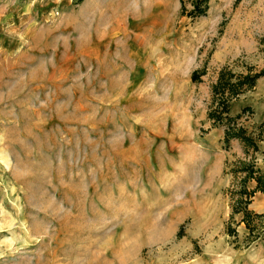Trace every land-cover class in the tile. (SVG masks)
Here are the masks:
<instances>
[{
	"label": "rangeland",
	"instance_id": "obj_1",
	"mask_svg": "<svg viewBox=\"0 0 264 264\" xmlns=\"http://www.w3.org/2000/svg\"><path fill=\"white\" fill-rule=\"evenodd\" d=\"M262 71L264 0H0V264H264Z\"/></svg>",
	"mask_w": 264,
	"mask_h": 264
},
{
	"label": "trees",
	"instance_id": "obj_2",
	"mask_svg": "<svg viewBox=\"0 0 264 264\" xmlns=\"http://www.w3.org/2000/svg\"><path fill=\"white\" fill-rule=\"evenodd\" d=\"M82 0H74L75 4L80 3ZM198 4V3H197ZM195 13H198L200 11V8L197 7V5H195L194 8ZM203 11H201L202 13ZM200 13V12H199ZM264 71L260 72L258 75L255 76H245L242 79L237 80L235 83H231L230 80L226 79L225 74H221L220 75V82L217 83V85L213 88L215 91H219V90H224L225 88H227L232 94H237L239 93L241 87L243 85H247L248 87H252L254 85L255 79L258 78L260 75H263ZM227 110V106L225 104H223V111ZM227 137H229V135L236 137V138H240L243 134V131H237L236 133H227L225 134ZM246 142H250L249 138H245Z\"/></svg>",
	"mask_w": 264,
	"mask_h": 264
},
{
	"label": "crops",
	"instance_id": "obj_3",
	"mask_svg": "<svg viewBox=\"0 0 264 264\" xmlns=\"http://www.w3.org/2000/svg\"><path fill=\"white\" fill-rule=\"evenodd\" d=\"M257 195H260L259 193H257ZM256 196V195H255ZM262 204H263V202H261V200H258V203L256 204V208H259V209H261V207H262ZM261 212V211H260Z\"/></svg>",
	"mask_w": 264,
	"mask_h": 264
}]
</instances>
